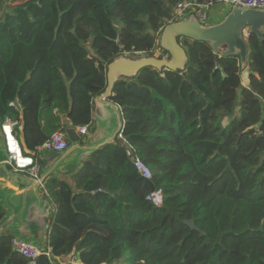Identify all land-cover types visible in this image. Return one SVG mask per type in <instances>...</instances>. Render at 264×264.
<instances>
[{"label": "trees", "instance_id": "16d2710c", "mask_svg": "<svg viewBox=\"0 0 264 264\" xmlns=\"http://www.w3.org/2000/svg\"><path fill=\"white\" fill-rule=\"evenodd\" d=\"M183 1L0 0V122L20 114L22 152L33 156L65 132L63 117L89 127L114 61L169 55L160 29L181 21ZM246 34L245 66L183 38L182 69L144 67L115 80L107 100L119 108L124 141L86 149L72 183L49 179L51 258L35 264L71 256L80 264H264V46ZM156 190L159 207L146 199ZM12 239L0 234V264H30Z\"/></svg>", "mask_w": 264, "mask_h": 264}, {"label": "crops", "instance_id": "0c3cea01", "mask_svg": "<svg viewBox=\"0 0 264 264\" xmlns=\"http://www.w3.org/2000/svg\"><path fill=\"white\" fill-rule=\"evenodd\" d=\"M231 10L232 8H229L224 18ZM224 18L205 27L216 25L223 21ZM108 102L110 101L103 99L100 102L95 101L92 111L93 121L87 127L86 135L80 136V140L82 139L86 143L84 147L79 146L76 148L74 146L79 144H73L74 146L69 148L70 150L67 153L47 152L40 147L36 151L30 152L41 167L39 183L35 182L26 172H14L6 163V155L0 134V210L4 212V221L0 225V234H11L13 238L36 246L41 252L47 250V247H49L48 233L51 231L48 221L53 208H55L46 190L49 179L56 177L59 180H67L72 183L71 173L77 170L82 159L89 155V151L85 148H98L108 143L116 134L119 126L118 114L120 112L115 104L111 103L113 105L111 106ZM17 109L21 113L18 106ZM11 119L16 123L14 125V134L20 146H22L24 144V135L22 133L21 116L19 114L18 121ZM78 129L75 128L76 132H78ZM43 186L45 189L42 188ZM66 259L64 261L58 260L60 264H63ZM74 259L72 258L71 260ZM67 262L71 263L69 260Z\"/></svg>", "mask_w": 264, "mask_h": 264}, {"label": "water", "instance_id": "95a60500", "mask_svg": "<svg viewBox=\"0 0 264 264\" xmlns=\"http://www.w3.org/2000/svg\"><path fill=\"white\" fill-rule=\"evenodd\" d=\"M247 32L254 34L261 40V44L264 46V10L232 8L223 21L208 27L201 25L193 17L169 24L164 28L160 36V45L168 52L170 60L166 61L160 58H141L140 60L120 58L114 61L107 68V87L96 98V101L100 102L101 99H108L117 76H131L144 67H152L157 70L162 68L169 70L182 69L186 61V55L181 45L178 44L177 39L189 38L196 41L208 42L215 54L221 56L238 55L241 65L245 66L248 52L245 39V33ZM108 103L113 106L112 102ZM118 120L119 126L116 134L120 131L123 124L120 114H118ZM62 125L68 127L64 132L67 140L71 144H78L80 142V135L76 132L75 128L69 127L70 123L65 117L62 118ZM116 134L108 143L113 141ZM74 147L77 148L79 146L75 145ZM85 149L93 150L97 149V147ZM185 224L191 230H197L191 221L186 220Z\"/></svg>", "mask_w": 264, "mask_h": 264}, {"label": "built area", "instance_id": "2783aa9c", "mask_svg": "<svg viewBox=\"0 0 264 264\" xmlns=\"http://www.w3.org/2000/svg\"><path fill=\"white\" fill-rule=\"evenodd\" d=\"M215 5H225L229 8H239L243 10H264V0H207L202 4H197L190 0H186L177 4L175 14L178 18H182L181 20H183L186 16L189 18L193 17L201 24L206 21V12ZM190 12H194L195 15L189 16L188 13ZM163 30L164 28L160 29L161 32H163ZM155 58H160L166 61L170 60L169 55L161 56L158 54V56ZM15 124L16 123L13 122L9 117H5L0 123V134L6 155V163L12 168L14 172H26L35 182L39 183L41 167L31 155H25L22 152L20 143L14 134ZM86 129L87 127L79 128L78 134L80 136L86 135ZM116 137L120 141H124L120 131L116 134ZM40 148L44 151L55 153L66 151L67 138L65 133L60 131L53 133ZM127 154L130 155V152L127 151ZM130 159L133 167L142 178L146 180L152 178L149 168L138 157H131L130 155ZM146 199L156 207L161 206V190L151 192ZM11 245L13 250L23 258L27 259L30 264H35L37 258L41 255L51 258L50 247H47L45 252H41L36 246L16 238L12 239Z\"/></svg>", "mask_w": 264, "mask_h": 264}, {"label": "rangeland", "instance_id": "374dc122", "mask_svg": "<svg viewBox=\"0 0 264 264\" xmlns=\"http://www.w3.org/2000/svg\"><path fill=\"white\" fill-rule=\"evenodd\" d=\"M229 11V7L228 6H222V5H215L213 7H211L207 12H206V21L204 23H201L204 26L210 25L212 23L217 22L220 19H223L225 14H227ZM227 16V15H226ZM182 18H180L181 20ZM245 37H247V34H245ZM160 43V41H159ZM122 58H126V57H122ZM141 58H145L144 55H140L136 58H126V59H131V60H140ZM68 150L61 153H67ZM40 175V174H39ZM42 188L45 189V187L43 186ZM70 259H66V262H64L65 264H78L76 262V259L71 260L72 258H74V256L69 257ZM67 260H69L71 263L67 262ZM74 261V262H73ZM63 263V264H64Z\"/></svg>", "mask_w": 264, "mask_h": 264}]
</instances>
